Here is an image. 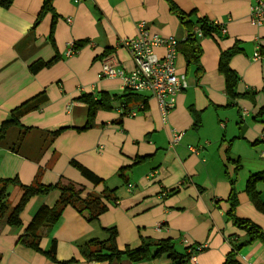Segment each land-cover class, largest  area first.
Wrapping results in <instances>:
<instances>
[{
    "label": "crops",
    "instance_id": "1",
    "mask_svg": "<svg viewBox=\"0 0 264 264\" xmlns=\"http://www.w3.org/2000/svg\"><path fill=\"white\" fill-rule=\"evenodd\" d=\"M43 2L15 0L10 8H0V125L15 108L41 92L49 100L21 118L27 132L16 128L12 135L8 131L7 138L14 142L9 145L5 140L0 145V178H17L24 185H50L66 178L84 186L86 194L116 189L112 196L117 201L97 221L67 207L55 228H43L41 248L49 249L56 242L57 262H53L23 246L20 237L36 211L42 205L53 207L60 193L33 197L21 214L20 227L0 223L1 264H96L87 262L79 245L106 239L104 228L108 227H116L120 249L139 245L141 238L172 239L181 252L204 248L190 264H224L232 251L230 239H246L229 217L233 189L238 198L235 215L264 232V214L246 193L251 174L264 176V60H253L257 50L264 53V22L259 25L252 20L255 0H54L55 15L48 13L36 24ZM171 3L186 14L194 13V20L207 18L219 28V33L200 38L202 72L198 74L180 51L176 68L185 74L188 88L178 95L166 118L157 101L147 95L145 110L137 117H126L118 98L111 108L97 112L90 129L78 131L89 119V106L79 99L83 94H125L121 78H99L102 62L109 57L127 72L134 69L120 40L135 37L141 23L151 33L180 42L186 39L188 33ZM31 31L33 40L17 50ZM77 41L86 43L68 56L69 44ZM235 46L241 50L230 66L240 76V95L233 100L219 61L222 51ZM56 56L59 59L51 67L37 74L30 71L37 60ZM60 128L66 129L53 137L52 132ZM175 132L183 136L172 144ZM73 161L103 183H91ZM15 187L13 206L22 194ZM257 189L264 201V182ZM239 260L264 264L263 241L245 246ZM166 263L161 258L110 264Z\"/></svg>",
    "mask_w": 264,
    "mask_h": 264
},
{
    "label": "trees",
    "instance_id": "2",
    "mask_svg": "<svg viewBox=\"0 0 264 264\" xmlns=\"http://www.w3.org/2000/svg\"><path fill=\"white\" fill-rule=\"evenodd\" d=\"M14 1L15 0H0V8L8 9L13 5ZM53 2L54 0H44L36 24L48 13L55 15ZM171 10L179 16L182 26L188 33L186 39L179 45V52L181 51L185 55L188 64L195 66L199 74L202 72V66L200 64L202 55L200 38L213 36L219 33V28L213 21L207 18H197L194 20L192 18L194 13L186 14L179 10L173 3H171ZM53 27L54 26H52L51 30L52 35ZM198 30L202 32L201 36H199L197 32ZM33 38L34 31H31L19 42L16 47L17 50H21L25 46V43L33 40ZM85 43V41L75 42V52H78ZM240 50L238 46H235L226 51H222L219 61V72L224 76L227 94L233 100L240 95L237 91L240 76L231 68L230 61ZM58 59L59 58L56 56L49 61L42 59L37 60L30 65L29 69L33 74H37L39 71L54 65ZM118 98L122 100L121 106L126 109L136 108L139 102L143 104L147 103V97L144 94L132 92L127 89L122 97L109 95L108 93H100L97 96L93 94H83L79 99L89 106V119L83 128H77V130L85 131L90 129L93 126L92 123L95 120L97 112L100 109L111 108L112 102ZM48 101L47 94L41 92L15 108L10 113L9 117L0 125V145L5 142L7 133L12 128H21L27 132L29 129L23 127L21 118L30 112L40 110ZM261 114L264 115V109L261 111ZM65 129L66 128H60L53 131L52 136H57ZM8 147L13 151H17L13 146ZM72 164L91 183L96 185L103 183V179L88 168L76 161H73ZM261 182H264V176L262 174H251L246 184V193L255 208L264 214V201L261 198L260 191L257 189V184ZM10 186H18L22 192L20 199L12 208L9 203ZM55 190H58L60 193V197L56 204L53 207L42 205L34 214L24 234L20 237V243L23 246L42 253L53 262H57L56 242L53 241L49 249L43 250L41 248L42 236L40 232L43 228H55L67 207L75 208L89 221H97L99 217L109 209V204L116 203L117 201V199L112 196L116 189L110 190L105 188L102 195L92 193L86 194L84 193V186L66 178H61L57 183L50 185H24L17 178H0V223L6 222L10 226L20 227L22 225L21 214L27 203L33 197L45 196ZM229 200L232 208L229 211V217L240 230L246 233V239L244 241L230 239L232 251L227 255L224 264H242L239 260V252L257 239H260L264 243V232L254 222L239 218L235 215L238 198L234 189ZM104 230L108 234L106 239H91L79 246L81 255L89 263L110 264L115 260L122 259H129L132 262L138 263L164 258L167 260L166 264H190L192 256L204 249L203 247H189L184 252H181L177 249L176 243L172 239L152 238H141L139 245L135 247L126 246L124 249H120L117 245L118 231L116 227H108L104 228ZM1 259L2 257L0 254V264Z\"/></svg>",
    "mask_w": 264,
    "mask_h": 264
},
{
    "label": "built area",
    "instance_id": "3",
    "mask_svg": "<svg viewBox=\"0 0 264 264\" xmlns=\"http://www.w3.org/2000/svg\"><path fill=\"white\" fill-rule=\"evenodd\" d=\"M251 16L255 24L261 25L264 22V0H255ZM197 32L199 36L202 35L200 30ZM180 43L175 37L151 33L145 24L141 23L138 25V34L135 37L119 41V46L129 51L134 69L127 72L118 66L113 57H109L102 62L99 78H121L125 89L154 98L161 115L166 118L175 108L178 95L188 88L185 74L179 73L176 68ZM74 48L75 42H71L68 56L76 53ZM253 60H264V53L257 50ZM145 106L146 104L139 102L136 108L126 109L121 106L119 110L126 117H137L145 110ZM182 136V132H175L171 140L172 144L178 143ZM261 137L264 140V131ZM191 150L198 152L196 147ZM262 156L264 157V152ZM195 256L196 254L192 256V262H195Z\"/></svg>",
    "mask_w": 264,
    "mask_h": 264
},
{
    "label": "rangeland",
    "instance_id": "4",
    "mask_svg": "<svg viewBox=\"0 0 264 264\" xmlns=\"http://www.w3.org/2000/svg\"><path fill=\"white\" fill-rule=\"evenodd\" d=\"M16 128H12L11 130H10V132H11V134L13 135V130H15ZM10 132H9V134H10ZM11 135V136H12ZM14 142V139L13 140H11L10 138H7L6 139V143L7 144H9V145H12V143ZM17 144H15V146H16ZM17 146H19V143H18V145ZM14 188H16L15 186H10V199H9V203H10V205H11V208H12V206H13V203H15L16 201H15V197L12 195V193H13V190H14ZM20 190V189H19ZM12 195V196H11ZM81 245V244H80ZM79 245V246H80Z\"/></svg>",
    "mask_w": 264,
    "mask_h": 264
}]
</instances>
